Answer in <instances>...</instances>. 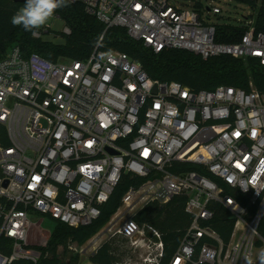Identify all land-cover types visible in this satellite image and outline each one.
<instances>
[{
  "label": "built area",
  "instance_id": "2783aa9c",
  "mask_svg": "<svg viewBox=\"0 0 264 264\" xmlns=\"http://www.w3.org/2000/svg\"><path fill=\"white\" fill-rule=\"evenodd\" d=\"M250 1L69 3H82L106 30L123 28L155 53L182 50L205 60L232 56L264 65L263 0ZM223 26L244 35L237 43L221 42ZM34 31L43 39L51 27ZM70 34L65 24L63 35ZM251 87L195 91L155 80L139 61L100 44L84 60L57 62L14 46L0 60V125L7 141H0V264H43L38 247L47 244L32 241L33 229L44 236L32 219L91 226L127 174L145 182L126 191L85 244L60 246L85 257L80 264H95L90 257L119 237L129 253L116 264H161V233L134 215L148 203L166 205L181 196L191 223L168 264H247L246 257L260 264L264 93ZM215 204L234 221L228 242L212 227Z\"/></svg>",
  "mask_w": 264,
  "mask_h": 264
},
{
  "label": "trees",
  "instance_id": "16d2710c",
  "mask_svg": "<svg viewBox=\"0 0 264 264\" xmlns=\"http://www.w3.org/2000/svg\"><path fill=\"white\" fill-rule=\"evenodd\" d=\"M238 1L251 3L250 0ZM24 5L13 0H0V60L6 57L5 53L13 43L20 46L24 55L36 53L51 62H57L61 58L84 60L100 44L103 50L123 52L139 61L148 75L155 80L178 82L195 91H211L222 85L250 90L252 84L253 88L264 93V65L256 59L220 56L205 60L200 55L182 50L155 53L143 42L132 39L123 28L106 30V26L95 16L86 13L82 3H68L67 7L55 12L71 29V34L64 35V44H54L42 38L37 39L33 37L32 32L11 23V17ZM259 18L258 22L262 20L259 29L264 30V0L259 9ZM243 35L244 30L240 28L223 26L219 29L218 40L237 43ZM5 134L0 125V141L4 144L7 143ZM194 169L196 167L189 166V170ZM144 182L145 179L125 175L110 201L104 206L102 217L91 226L74 229L56 222L57 228L50 236L48 244L38 247L44 252L43 264H77L80 258L69 256L66 250L58 256V247L66 245L69 241L79 245L85 244L119 209L126 191L131 186L138 187ZM185 205V197H175L166 205L148 203L134 215L138 224L150 225L161 233L165 244V257L161 264L169 263L191 223V216L185 211ZM214 208L216 215L212 227L228 242L234 221L221 205L215 204ZM259 232L264 237V219L260 223ZM128 253L125 240L119 237L105 242L98 252L90 257V261L95 264H116Z\"/></svg>",
  "mask_w": 264,
  "mask_h": 264
},
{
  "label": "clouds",
  "instance_id": "9594fccd",
  "mask_svg": "<svg viewBox=\"0 0 264 264\" xmlns=\"http://www.w3.org/2000/svg\"><path fill=\"white\" fill-rule=\"evenodd\" d=\"M68 3L69 0H26L25 5L11 17V23L36 35L34 30L46 25L55 12L62 7H67ZM246 261L247 264H252L250 258L246 257ZM259 261L260 264H264V250L259 252Z\"/></svg>",
  "mask_w": 264,
  "mask_h": 264
},
{
  "label": "rangeland",
  "instance_id": "374dc122",
  "mask_svg": "<svg viewBox=\"0 0 264 264\" xmlns=\"http://www.w3.org/2000/svg\"><path fill=\"white\" fill-rule=\"evenodd\" d=\"M46 25H49L51 27V33L45 34L43 39L45 41L53 42L54 44H64L65 43V37L63 35V30L65 28L64 21L62 19L56 18V15L54 14L53 17L49 20V22ZM46 25L42 26L39 30H43ZM14 46H15V43H13L10 46V48L7 49L5 55H8V53ZM32 221L35 222L36 224H40L41 231L44 235L42 236L41 233L37 231V229H33L32 234H31L32 241L38 242V243L39 241L40 242L42 241L43 243L45 241V244H48L49 239H50L48 237L52 235L57 228L56 221L52 220L49 217H44V216H40L38 217V219H32ZM43 237H45V240ZM126 246H127V243H126ZM63 253H64V250L62 249V247H58L57 255L61 256ZM83 260H85V257L80 258L77 264H80Z\"/></svg>",
  "mask_w": 264,
  "mask_h": 264
},
{
  "label": "water",
  "instance_id": "95a60500",
  "mask_svg": "<svg viewBox=\"0 0 264 264\" xmlns=\"http://www.w3.org/2000/svg\"><path fill=\"white\" fill-rule=\"evenodd\" d=\"M17 4H25L26 0H13Z\"/></svg>",
  "mask_w": 264,
  "mask_h": 264
},
{
  "label": "snow or ice",
  "instance_id": "6c2138e0",
  "mask_svg": "<svg viewBox=\"0 0 264 264\" xmlns=\"http://www.w3.org/2000/svg\"><path fill=\"white\" fill-rule=\"evenodd\" d=\"M237 135H239V133H237Z\"/></svg>",
  "mask_w": 264,
  "mask_h": 264
}]
</instances>
